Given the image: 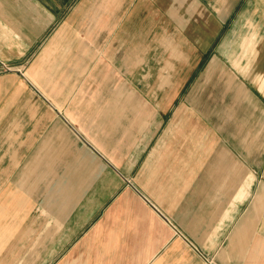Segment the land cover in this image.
Instances as JSON below:
<instances>
[{
    "label": "crops",
    "instance_id": "1",
    "mask_svg": "<svg viewBox=\"0 0 264 264\" xmlns=\"http://www.w3.org/2000/svg\"><path fill=\"white\" fill-rule=\"evenodd\" d=\"M0 264H264V0H0Z\"/></svg>",
    "mask_w": 264,
    "mask_h": 264
}]
</instances>
